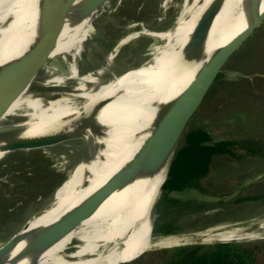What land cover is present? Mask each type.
Segmentation results:
<instances>
[{
	"label": "bare ground",
	"instance_id": "6f19581e",
	"mask_svg": "<svg viewBox=\"0 0 264 264\" xmlns=\"http://www.w3.org/2000/svg\"><path fill=\"white\" fill-rule=\"evenodd\" d=\"M26 1L0 0V51L7 34L19 26V4ZM77 1L63 0L61 12L69 11L47 55L41 78L30 81L0 115V127L21 133L16 141L26 147L24 151L61 146L69 148L76 160L46 205L0 242V264H114L128 260L140 250L176 245L196 235L204 236L207 242L264 240V221L247 224L246 219L213 224L199 233L194 230L172 236L154 235L146 247L132 252L142 236L144 204L154 199L165 171L164 167L150 178L128 177L130 160L149 124L145 113L159 111L158 141L199 67L246 25L240 12L247 0L183 1L171 27L150 33L159 44L154 45L150 63L119 70L113 67V48L103 50L101 66L90 58L97 43L92 20L99 8L85 16L77 38L66 39L68 18ZM212 1L214 11L198 24ZM263 8L264 0H260L258 9ZM197 34H204L200 47L187 49V43ZM135 36L128 33L117 47L125 46ZM82 53L92 65L81 70L76 63ZM22 54H11L4 63L15 62ZM55 57L58 58L54 61L65 64V74L53 73L50 61ZM155 80L159 82L155 84ZM8 137L9 133L0 134V145ZM48 140L54 142L42 147ZM88 198L98 204L62 221ZM262 217L264 213L252 220ZM54 226L55 232L61 231L60 237L44 242L45 232Z\"/></svg>",
	"mask_w": 264,
	"mask_h": 264
},
{
	"label": "rangeland",
	"instance_id": "374dc122",
	"mask_svg": "<svg viewBox=\"0 0 264 264\" xmlns=\"http://www.w3.org/2000/svg\"><path fill=\"white\" fill-rule=\"evenodd\" d=\"M183 1L185 0H105L92 20L97 29V43L93 47L91 60L96 66H101L103 50L113 48L116 51L113 58L115 69L147 65L154 45L158 42L150 33L171 27ZM68 11H62L63 17ZM130 32L136 34L134 40L123 47H117L119 41ZM250 36V41H245L227 61L220 76V79L227 82L236 78L248 82L242 85L228 84V87L221 86L220 83L213 84L209 95L204 97L183 134L196 128H204L212 140L242 136L254 137L264 142V22ZM76 65L82 70L92 64L86 61V56L82 53ZM51 66L54 74L66 72L65 64L61 61H53ZM20 134H9L8 141H16ZM68 149L53 146L7 154L0 152V242L11 236L30 215L42 209L65 180L76 160ZM73 174L76 175L77 172L74 171ZM248 181L250 180L246 182ZM169 195L204 202L209 200L206 193L194 189L185 193L171 192ZM214 200L215 198L211 200L213 204ZM252 208V204L245 203L221 204L198 211H192L188 207L175 212L176 214L161 213L156 216L155 225L158 229L166 228L174 221L175 226L180 228L179 231L195 230L194 233H199L204 228L210 229L211 225L226 221L242 222L247 219V224L264 221V217L252 220L254 216L264 213V205L248 213ZM161 233L156 231L157 235ZM169 248L172 247L152 249L133 264H162V257L166 254L159 250ZM258 264H264V253L260 254Z\"/></svg>",
	"mask_w": 264,
	"mask_h": 264
},
{
	"label": "water",
	"instance_id": "95a60500",
	"mask_svg": "<svg viewBox=\"0 0 264 264\" xmlns=\"http://www.w3.org/2000/svg\"><path fill=\"white\" fill-rule=\"evenodd\" d=\"M104 1L105 0H78L73 14H70L68 18L69 25L67 26V31L65 30L66 39L71 41L73 37L77 38L80 35L85 16H88L97 10ZM259 2L260 0H247L245 6H243L242 11L240 12V19L241 21L246 22V25L229 41L215 49L206 62L199 67L183 92L168 122L165 132L158 141L159 111L157 109L153 113H145L146 118H149V124H146V129H144L141 133L139 148L130 160V164L128 166V172L130 173L128 174V177L131 176V178L135 179L146 177L150 178L154 174L156 175L163 170L164 167L165 171L163 172L157 191L154 193L156 194L154 199H152L148 204L146 202L144 204V212L141 215L142 236L140 237V243L133 249V253H136L141 247H146L150 238L157 235L155 232L157 204L161 193L163 192L164 185L168 178L171 165L185 127L203 101L217 76L222 72L230 57L250 37L255 29H257L264 22V8L259 11ZM25 3L23 4V2H20L19 4V26L15 30L11 29L12 31L7 34L8 37L3 40V47L0 51V115L24 90L30 81L34 80L36 77L41 78L44 72L43 67L47 61V55L54 46L57 36L65 25V18L61 12L63 8V0H27ZM215 7L216 6L212 1V3L206 8L207 13L205 15L203 14L204 16L202 15L203 17L200 18L197 23H203L207 16L212 14ZM203 26L200 27L202 28ZM45 29L46 31L44 34H42L41 37L36 38ZM203 35L197 34L196 37H192L193 39L187 43L186 48L192 49L194 47L198 49L200 47L198 43L201 42V38L204 37ZM11 54L14 56L22 54V56L15 62L5 64L4 62L12 57ZM57 58L58 57H55L49 61L52 64V62ZM138 66L136 67L138 68ZM136 67L133 68L137 69ZM157 82H159V80L154 81L155 84ZM3 133L13 135L14 129L9 127H0V134ZM45 142L48 143L41 145L42 147L49 146V144L54 141L51 140L49 142L48 140ZM25 148V146L19 145L18 140L7 141L0 146V152L4 151L7 154L14 151L24 150ZM258 177L259 176L256 175L251 180H255V178ZM93 204H98L95 199L94 201L92 198L86 199L80 207L63 217L62 221L74 218L76 214L79 212L82 213L85 209H89V207ZM55 227L57 226H54L45 232V235L43 236L44 242H50L60 237L61 231L55 232ZM183 233L186 234L188 232L182 230L175 233H161L158 235L172 236ZM215 243L221 242H207L204 240V236L196 235L191 236L190 239L185 242L158 248ZM150 250L152 249L140 250V252L128 260L118 263L116 262L114 264H133ZM46 263L55 264V262Z\"/></svg>",
	"mask_w": 264,
	"mask_h": 264
},
{
	"label": "trees",
	"instance_id": "16d2710c",
	"mask_svg": "<svg viewBox=\"0 0 264 264\" xmlns=\"http://www.w3.org/2000/svg\"><path fill=\"white\" fill-rule=\"evenodd\" d=\"M250 39L251 36L246 42ZM220 76L221 73L213 84L228 87V84L242 85L248 82L240 78L227 82ZM259 174L257 179L251 180ZM192 189L206 193L209 200L204 202L169 195L171 192L185 193ZM213 198L214 204L211 201ZM239 203L253 205L248 213L264 205V142L242 136L212 140L204 128L185 132L157 204L156 216L167 212L176 214L188 207L198 211L204 207ZM179 230L174 221L166 228L158 229L155 225V232L167 234ZM159 252L166 254L162 257V264H258L260 254L264 253V241L179 246Z\"/></svg>",
	"mask_w": 264,
	"mask_h": 264
}]
</instances>
